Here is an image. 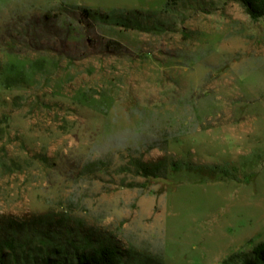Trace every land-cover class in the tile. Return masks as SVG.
<instances>
[{"label": "rangeland", "instance_id": "374dc122", "mask_svg": "<svg viewBox=\"0 0 264 264\" xmlns=\"http://www.w3.org/2000/svg\"><path fill=\"white\" fill-rule=\"evenodd\" d=\"M166 1L0 0V227L26 245L59 228L128 264H221L264 239V17Z\"/></svg>", "mask_w": 264, "mask_h": 264}, {"label": "trees", "instance_id": "16d2710c", "mask_svg": "<svg viewBox=\"0 0 264 264\" xmlns=\"http://www.w3.org/2000/svg\"><path fill=\"white\" fill-rule=\"evenodd\" d=\"M170 1H166L165 7ZM236 1L251 20L256 21L264 17V0ZM82 12L101 23L134 29L143 27L142 18L146 15L138 11L101 12L88 8L82 9ZM95 164L97 162L91 163L92 166ZM178 168L176 162L170 164L172 172ZM129 169L135 175L146 179L158 178L165 173L166 164L163 160L142 162L132 159ZM184 169L192 170L189 166H185ZM59 230V228H52L47 232L32 230L34 235H38V243L28 246L26 242L30 230L13 224L0 227V264H128L124 253L112 244L100 242L93 245L86 239L79 241L70 237L63 239L62 235L56 234ZM49 232L52 234L48 235ZM221 264H264V239L255 244L243 258L240 259L239 254H231L222 260Z\"/></svg>", "mask_w": 264, "mask_h": 264}]
</instances>
